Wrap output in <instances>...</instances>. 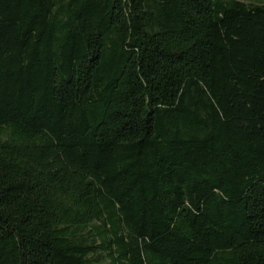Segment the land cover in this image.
Wrapping results in <instances>:
<instances>
[{"label": "trees", "instance_id": "trees-1", "mask_svg": "<svg viewBox=\"0 0 264 264\" xmlns=\"http://www.w3.org/2000/svg\"><path fill=\"white\" fill-rule=\"evenodd\" d=\"M0 264H264V1L0 0Z\"/></svg>", "mask_w": 264, "mask_h": 264}, {"label": "rangeland", "instance_id": "rangeland-1", "mask_svg": "<svg viewBox=\"0 0 264 264\" xmlns=\"http://www.w3.org/2000/svg\"><path fill=\"white\" fill-rule=\"evenodd\" d=\"M246 1H251V0H246ZM262 1H264V0H262Z\"/></svg>", "mask_w": 264, "mask_h": 264}]
</instances>
